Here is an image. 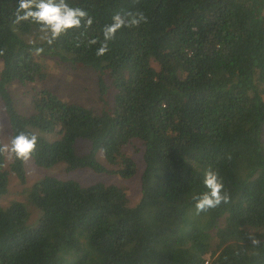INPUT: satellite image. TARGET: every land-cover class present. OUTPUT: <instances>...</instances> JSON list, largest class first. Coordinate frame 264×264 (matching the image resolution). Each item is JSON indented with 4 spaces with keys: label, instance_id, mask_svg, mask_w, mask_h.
<instances>
[{
    "label": "trees",
    "instance_id": "trees-1",
    "mask_svg": "<svg viewBox=\"0 0 264 264\" xmlns=\"http://www.w3.org/2000/svg\"><path fill=\"white\" fill-rule=\"evenodd\" d=\"M46 59L92 69L102 109L44 87L21 113ZM0 99V199L27 156L131 180L137 140L144 162L134 207L54 176L0 205V264H264V0H0Z\"/></svg>",
    "mask_w": 264,
    "mask_h": 264
},
{
    "label": "rangeland",
    "instance_id": "rangeland-1",
    "mask_svg": "<svg viewBox=\"0 0 264 264\" xmlns=\"http://www.w3.org/2000/svg\"><path fill=\"white\" fill-rule=\"evenodd\" d=\"M44 63L49 73V80L46 83H33L28 86H21L15 83L10 86L16 107L21 113H32V96L44 87L55 91L65 102L79 103L97 111L102 109L98 92L97 75L92 69L82 66L61 65L53 59H46ZM0 131V139L6 150L7 161L11 162V130L1 99ZM125 152L128 156L135 159L138 164V173L131 180H123L117 175H98L89 170H79L69 173L66 171L64 164H58L49 169L40 168L27 156L25 162L27 171L26 183L23 184L14 174L11 175L9 192L0 199V205L6 206L12 201L26 202L25 189L46 176H54L63 180L73 179L83 185H91L97 182L119 185L126 190L130 205L134 207L139 203L141 198V173L144 169L143 146L136 140L126 148ZM99 157L100 161L105 164L104 155L100 154ZM106 165L108 164L106 163ZM28 208L32 213V222L37 221L39 211L31 205H28Z\"/></svg>",
    "mask_w": 264,
    "mask_h": 264
},
{
    "label": "built area",
    "instance_id": "built-area-1",
    "mask_svg": "<svg viewBox=\"0 0 264 264\" xmlns=\"http://www.w3.org/2000/svg\"><path fill=\"white\" fill-rule=\"evenodd\" d=\"M206 264H209V262H206Z\"/></svg>",
    "mask_w": 264,
    "mask_h": 264
}]
</instances>
